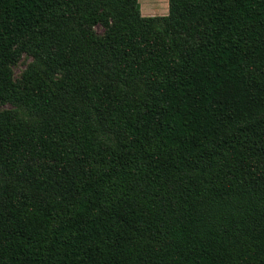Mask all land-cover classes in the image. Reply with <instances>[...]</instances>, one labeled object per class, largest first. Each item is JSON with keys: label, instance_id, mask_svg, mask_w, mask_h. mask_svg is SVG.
<instances>
[{"label": "trees", "instance_id": "1", "mask_svg": "<svg viewBox=\"0 0 264 264\" xmlns=\"http://www.w3.org/2000/svg\"><path fill=\"white\" fill-rule=\"evenodd\" d=\"M167 5L0 0V264H264V0Z\"/></svg>", "mask_w": 264, "mask_h": 264}, {"label": "rangeland", "instance_id": "2", "mask_svg": "<svg viewBox=\"0 0 264 264\" xmlns=\"http://www.w3.org/2000/svg\"><path fill=\"white\" fill-rule=\"evenodd\" d=\"M92 28L97 34H104L105 32L100 24H96ZM32 63H33L32 55L23 49L20 50L19 56L9 66L12 79L14 81H21L24 74L30 68ZM197 92L201 95V97H206L210 94L208 91L205 90L204 87H203V93H200L199 91ZM209 99H210L209 101H212L215 99V97L212 96L209 97ZM1 114H8L17 118L20 117L23 119V123L28 126L32 125L34 121L33 117H29V119L22 117V115L18 112V108L8 101L0 100V118H1ZM60 160H64V159L61 158Z\"/></svg>", "mask_w": 264, "mask_h": 264}, {"label": "crops", "instance_id": "3", "mask_svg": "<svg viewBox=\"0 0 264 264\" xmlns=\"http://www.w3.org/2000/svg\"><path fill=\"white\" fill-rule=\"evenodd\" d=\"M140 12L144 16L167 14V0H138Z\"/></svg>", "mask_w": 264, "mask_h": 264}]
</instances>
